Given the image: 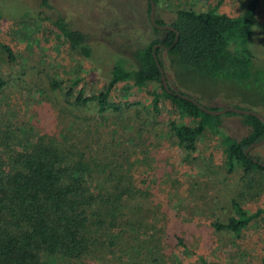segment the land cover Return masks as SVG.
I'll list each match as a JSON object with an SVG mask.
<instances>
[{
	"label": "rangeland",
	"instance_id": "374dc122",
	"mask_svg": "<svg viewBox=\"0 0 264 264\" xmlns=\"http://www.w3.org/2000/svg\"><path fill=\"white\" fill-rule=\"evenodd\" d=\"M180 7H215L235 15L243 11L245 0H159L154 13L167 23ZM56 15L86 34L89 56L69 47L59 35L50 23ZM260 25H264V0L258 1L247 41L256 66L264 69ZM152 37L147 0H48L47 5L39 0H0V43L13 52L8 60L0 48V75L5 80L0 88V131L11 128L25 140L48 129L100 165L122 166V178L135 186L127 206L129 218L139 224L136 238L160 230L161 260L154 264H264V173L243 175L240 168L227 169L224 164L220 133L244 136L249 127L241 114L221 113L218 125L205 128L195 150L185 154L168 131L167 121L191 118L163 97L154 113L150 89L155 82L141 88L117 82L109 98L123 107L116 113L98 115L94 101L71 103L78 89L84 95L103 90L114 59L121 56L132 66V50ZM161 56L171 88L208 108L235 106L264 116V78L250 87L211 80L181 69L176 62L170 69L163 52ZM51 77L60 81L59 90L48 89ZM70 84H74L72 94L65 98L63 90ZM247 151L264 162V143ZM232 199L247 213L259 210L236 235L210 225L212 220L236 215ZM175 236L182 237L184 247Z\"/></svg>",
	"mask_w": 264,
	"mask_h": 264
},
{
	"label": "trees",
	"instance_id": "16d2710c",
	"mask_svg": "<svg viewBox=\"0 0 264 264\" xmlns=\"http://www.w3.org/2000/svg\"><path fill=\"white\" fill-rule=\"evenodd\" d=\"M152 1L156 7L159 0ZM258 1L245 0L243 11L235 15L218 12L215 7H180L174 9L167 23L154 13L156 23L169 24L173 29L150 23L153 37L132 50L134 64L130 66L121 56L116 57L104 89L89 95L78 89L71 103L81 106L94 101L98 115L116 113L123 107L109 98L117 82H130L140 88L155 82L150 89L152 111H158V101L163 97L191 118L188 122L167 121L176 145L185 154L191 153L203 130L218 125L221 114L204 111L180 95L187 93L168 84L171 92L165 90L153 54L164 75L162 52L170 66L176 62L181 69L211 80L255 86L264 78V69L256 66L247 41L256 22ZM39 3L47 5L48 0ZM148 11L149 0L147 14ZM50 21L69 47L89 56L85 33L71 27L61 15ZM260 33L264 42V25H260ZM0 48L8 60L13 59L7 44L0 43ZM4 83L0 75V88ZM73 85L63 90L65 98L71 96ZM47 86L51 91L61 88L60 81L53 77ZM239 114L248 125V132L240 138L220 133L224 164L227 169L240 168L243 175L259 170L264 173V162L244 152L249 143L264 135V124L253 114ZM48 131L36 132L25 140L16 137L11 128L0 131V264H154L153 261L161 260L159 229L154 228L155 234L151 231L136 238L135 226L139 224L129 218L131 211L127 206L135 186L122 178L123 167L112 163L111 168H106L107 163L100 165L75 144ZM18 144L21 146L16 148ZM232 202L236 215L226 221L212 220L210 225L236 235L259 210L247 213L233 199ZM143 229L146 231V227ZM175 239L181 247L185 246L181 236Z\"/></svg>",
	"mask_w": 264,
	"mask_h": 264
},
{
	"label": "water",
	"instance_id": "95a60500",
	"mask_svg": "<svg viewBox=\"0 0 264 264\" xmlns=\"http://www.w3.org/2000/svg\"><path fill=\"white\" fill-rule=\"evenodd\" d=\"M148 20L155 27L173 29V27L169 24H158L155 22V20H154V2L152 0H149ZM175 33H176V31H175ZM153 58H154V61L156 62L157 66L159 68V79H160V82H161L163 88L165 90H167L168 92H171V90L167 86L163 70H162L161 66L158 64L157 58L154 54H153ZM180 95L183 96L184 98L191 100L193 103L197 104L201 109H203L204 111H206L210 114H221V113H224L226 111H234V112H238V113L253 114L259 120H261V122L264 124V116L257 111L250 110V109H243V108H239V107H235V106H225V107L217 108V109L208 108V107L203 106L202 104H200L194 98H192L191 96H189L187 94H180ZM262 143H264V135L259 140H255V141H252L251 143H249L245 147L244 152H246L247 150H249L253 146L261 145Z\"/></svg>",
	"mask_w": 264,
	"mask_h": 264
}]
</instances>
